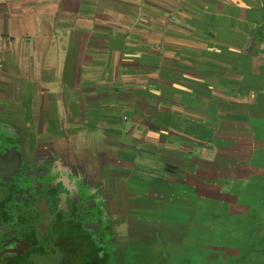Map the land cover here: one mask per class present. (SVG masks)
I'll list each match as a JSON object with an SVG mask.
<instances>
[{
    "label": "crops",
    "instance_id": "0c3cea01",
    "mask_svg": "<svg viewBox=\"0 0 264 264\" xmlns=\"http://www.w3.org/2000/svg\"><path fill=\"white\" fill-rule=\"evenodd\" d=\"M11 144L114 200L200 196L264 148V0H0Z\"/></svg>",
    "mask_w": 264,
    "mask_h": 264
},
{
    "label": "flooded vegetation",
    "instance_id": "af4514ba",
    "mask_svg": "<svg viewBox=\"0 0 264 264\" xmlns=\"http://www.w3.org/2000/svg\"><path fill=\"white\" fill-rule=\"evenodd\" d=\"M50 158L24 155L12 144L0 149V264H78L96 239L99 264H124L103 194ZM181 236L168 238L176 243Z\"/></svg>",
    "mask_w": 264,
    "mask_h": 264
},
{
    "label": "rangeland",
    "instance_id": "374dc122",
    "mask_svg": "<svg viewBox=\"0 0 264 264\" xmlns=\"http://www.w3.org/2000/svg\"><path fill=\"white\" fill-rule=\"evenodd\" d=\"M254 168L249 166L248 171L241 173L248 175ZM222 181L228 182L221 177V181L213 183L215 190L218 184H223ZM246 181L248 182V178ZM229 197L235 200V197ZM167 199L168 197H156L152 200H136L125 194L114 200L112 196L104 195L109 226L113 230L114 241L116 240L122 256L125 255L126 264H205L202 254L195 255L192 252L198 250L201 245L210 246V249L216 252V247L224 236L223 229L218 227L217 212L204 209L202 206L205 205H202L201 199L194 197V194L184 199L177 197L169 202ZM212 219L210 226L213 228L208 229L204 224ZM171 232L182 235V240L171 242L168 238ZM187 233L191 238L185 236ZM91 241V250L88 253L95 251L92 243L97 241L96 246L100 245L98 239ZM141 254H145L144 257Z\"/></svg>",
    "mask_w": 264,
    "mask_h": 264
},
{
    "label": "trees",
    "instance_id": "16d2710c",
    "mask_svg": "<svg viewBox=\"0 0 264 264\" xmlns=\"http://www.w3.org/2000/svg\"><path fill=\"white\" fill-rule=\"evenodd\" d=\"M263 149H259L261 152L258 155L250 154L242 167L219 173L218 180L221 181L223 177L227 179V183L222 181L223 184H218L216 190L213 187L206 188L201 191L200 196H196L197 199H201L202 205H205L202 206L204 209L217 212L218 227L222 228L224 233L216 252L207 245L198 246L199 252L198 250L192 252L195 255L202 254L205 257V264H264ZM249 165L255 167L254 171L248 172V175L241 173L248 171ZM258 169L260 171H257ZM229 196L235 197V200ZM213 219L204 226L208 229L213 228L210 226ZM185 236L190 237L188 233ZM99 260L102 258L95 250L89 253L88 257H81L78 264H99ZM62 262L67 263L66 259Z\"/></svg>",
    "mask_w": 264,
    "mask_h": 264
}]
</instances>
